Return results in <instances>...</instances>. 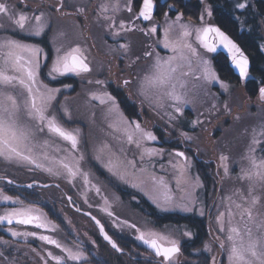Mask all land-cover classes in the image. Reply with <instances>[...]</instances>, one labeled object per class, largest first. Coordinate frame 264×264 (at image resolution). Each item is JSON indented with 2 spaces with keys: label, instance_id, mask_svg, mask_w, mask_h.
<instances>
[{
  "label": "rangeland",
  "instance_id": "rangeland-1",
  "mask_svg": "<svg viewBox=\"0 0 264 264\" xmlns=\"http://www.w3.org/2000/svg\"><path fill=\"white\" fill-rule=\"evenodd\" d=\"M105 2L110 3L111 0H64V6L60 12H57L55 6L60 3V0H9V3L16 4L20 11L29 14H32L33 10H36V14L40 11L47 13L51 17V26L39 37L14 33L10 27L7 30L0 29V35L24 39L44 49L40 57L39 81L49 88L59 89L55 94L56 99L52 102L53 107L50 114L54 113L64 127L80 130V150L85 156L82 162L83 170L91 174L92 183L100 187L101 192L97 194L94 189L86 187L80 178L69 183L63 176H52L35 168L30 171V166H22L2 158H0V176L16 183L31 181L54 183L47 187L27 188L35 195L33 201L31 198L19 195V190H13V188L21 186L14 183L8 184L7 180H0V188H3L10 196H19L26 203L36 204L47 214L48 220L59 225L56 233L47 234L55 235L65 247L75 251L79 246L84 251L86 260L70 262V264H159L160 258L136 240L134 229L122 231L113 224L116 218L128 220L142 229L146 221H151L150 227L157 231L171 233L180 246V253L174 258V264H213V258H215V264H228L226 237L229 227L227 210L230 201H225L223 198L231 197L232 200L241 203L238 190L247 195L249 181H241L238 178L241 168L247 167V161L241 160V157L245 154L252 139L253 128L259 132L260 126L264 124V101L259 98V88L264 87V83L257 82L254 92L247 88V82L255 78L250 71L251 61L248 55L250 62L248 77L241 80L224 54L228 66L237 78L232 76L233 78L229 79L227 73L221 74L215 60L219 52L207 53L196 44L193 35V46L197 47L199 56L211 61V67L216 72L219 81L224 82L228 87L225 89L220 86L219 82L208 84L202 79L196 80L188 77L190 103L184 106L182 114L174 113L171 108L167 109L176 116L174 121H170L164 110L154 108L144 101L143 97L137 95L135 81L143 75L151 63V60L144 56L146 50L154 54L158 53L165 58L172 55L162 46H156L155 41L161 38L167 22L175 20L176 14L180 12L177 9H168L167 7L172 4L167 0H156L152 21L137 19L134 23L138 28L143 29L157 24L159 32L156 36H146L138 30L127 33L126 38L119 41V43L129 45L125 53L113 50L117 45L111 36L106 34L105 22L97 19L99 6ZM125 2L126 0H121L122 10L116 15L117 25L120 20H131V17L138 11L139 0L134 3L132 13H128L124 8ZM77 7L83 8L84 12L77 13ZM162 7L166 8L164 14L158 12ZM206 9L208 7L202 10L205 17L204 22L218 25L210 22ZM166 12L168 13L167 18L165 17ZM63 13H70V15ZM108 15H112L111 11ZM189 19L194 25L200 23V19L184 16L182 18L183 22H188ZM261 29L264 38V26ZM58 30L66 33L62 43L66 45L79 43L88 48V58L92 69L90 73L79 76L72 73L54 74L55 78L49 75L56 55L52 36ZM149 45L153 47L149 48ZM193 67H196L195 61ZM195 75H200L199 69L196 70ZM125 79L132 80L133 83L125 86L123 84ZM96 80H103L105 84L96 85ZM58 81L65 83L54 85L59 83ZM89 81L92 83L90 84ZM98 91H108L116 96L121 111L129 120H137L143 128L156 134L157 139L149 142L147 146L163 148L164 153L153 157L151 161H141L140 150L135 145L116 140L108 126L110 121L105 118L103 106L98 101L89 100V94ZM64 109L68 110L70 118L64 115ZM194 120H199L200 123L193 125ZM181 133H187L191 139H185ZM43 138H46V134L45 137H41ZM259 139L264 140V136ZM55 143L61 144L62 147L67 146L59 140ZM104 145L108 148L105 149L102 160H97L95 158L98 154L97 149ZM174 151H182L192 159L189 176L192 178L199 176L202 183V187H198L193 193L196 203L191 205L193 207L191 212L157 208L149 196L144 194V191L132 186L137 182L136 179L132 178L125 183L111 175L104 167L109 153H114L121 160H133L137 170L142 167L147 168L148 173L163 177L171 189V195L179 201L180 197L185 195L182 189L186 188V185L177 186V171L172 167V163H175L177 158L170 155ZM221 154L229 157L226 161L229 170L227 175L220 166ZM256 156L264 157V152L258 150ZM137 175H140L139 172ZM143 187L149 190L150 182ZM11 191L16 193L13 194ZM125 191H129L128 196L127 193H121ZM135 193L144 198H137ZM253 194L260 198L259 203L253 209L254 219L258 222L264 218V189L257 188ZM105 198L111 205L112 217L101 211L105 206ZM142 200L144 203L141 202ZM74 204L81 209L91 210L100 219L102 218L101 222L104 223L106 232L118 242L120 252L104 241L96 223L85 214L75 210ZM11 206V202L5 204L0 201V212L5 207ZM148 207H153L155 210L148 212L150 210ZM201 210H203V215L200 214ZM232 211L234 213L232 224L239 226L240 217L236 214L237 210L234 206ZM220 212H225L224 232L219 231V225L216 222V216ZM159 218L160 221H158ZM9 227H14L19 231L25 228L35 230L32 226L15 224L10 226L6 222L0 223V264H45V260L47 264H55L47 258L46 249L53 251L56 255H63L60 249H56L53 245H45L38 239L23 236L12 237L7 231ZM253 231H256L254 226ZM184 232H190L191 236L183 235ZM221 241L225 242L224 249L220 247ZM41 256L45 257V260H42Z\"/></svg>",
  "mask_w": 264,
  "mask_h": 264
},
{
  "label": "snow or ice",
  "instance_id": "snow-or-ice-1",
  "mask_svg": "<svg viewBox=\"0 0 264 264\" xmlns=\"http://www.w3.org/2000/svg\"><path fill=\"white\" fill-rule=\"evenodd\" d=\"M136 0H126L124 8L128 13L133 12V5ZM156 0H139L138 11L131 17V20H120L116 24V15L121 12V0H111L99 6L97 19L105 22L106 34L111 36L117 47L114 51L127 52L129 45L119 43L126 38V34L138 30L146 36H156L159 32V26L152 24L147 29L138 28L135 20L151 22L154 15ZM64 6V0L55 6L57 12ZM238 8H244V3L237 4ZM169 9H174L169 5ZM111 11L112 15H108ZM210 17L212 12L206 9ZM77 13H83L84 9L76 8ZM70 15V13H63ZM168 17V13H165ZM183 13H177L175 20L167 22L163 29L160 39L155 41L156 46H162L169 50L172 55L161 57L158 53L146 50L144 56L151 60L143 75L139 76L136 83L137 95L143 97L149 105L156 109L164 110L165 115L170 121H174L176 116L167 109H173L174 113H183L185 105L190 103L188 99V77L196 80H203L208 84L219 82L222 88L227 89V85L219 81L216 72L211 67V61L199 56L197 47L193 46L192 37L194 35L196 44L206 50L207 53L227 54V59L238 70L241 80L249 75L248 57L241 51L240 47L225 32L211 23L204 22L203 13L200 16L199 25H194L189 19L183 22ZM51 17L40 11L32 14L17 9V5L9 3V0H0V29L7 30L9 27L12 32H19L26 36L39 37L45 33V30L51 26ZM66 33L56 31L53 33L55 58L52 61L49 75L55 78V75H65L68 73L77 76L90 73V61L88 58V48L85 45L65 44ZM149 48L153 45H149ZM44 49L38 44L28 43L24 39H17L9 35H0V158L5 161L15 162L22 166H30L40 169L49 175L56 177H65L69 183H73L77 178L83 180L86 187L94 189L97 194L101 192L100 187L93 184L88 171H84L82 162L85 159L80 150L81 138L80 130L68 129L59 121L57 116L50 111L53 107L52 102L56 99L55 94L59 89L49 88L46 84L39 81V71L41 67V54ZM139 59V58H138ZM194 61L196 67L194 68ZM199 69L200 75H195ZM91 84L92 81H89ZM133 81L125 79L123 84L128 86ZM96 85H103L105 81L96 80ZM69 87V85H65ZM259 98L264 101V87L259 88ZM90 101H98L105 110V118L109 120V128L114 134V138L128 145H135L140 150L141 161H151L153 157L160 156L165 149L147 146L149 142L155 141L157 136L152 131H148L141 126L137 120H129L121 111L120 103L117 97L108 91L91 92ZM143 102V101H142ZM214 107V106H213ZM64 115L69 116L68 110L64 109ZM70 118V116H69ZM193 125L200 123L199 120L192 121ZM247 131V130H245ZM46 138L41 139V137ZM185 139H191L187 133H181ZM264 136V124L260 126L259 132L253 128L252 139L245 154L241 160L247 161V167L240 170L239 179L249 181L247 195L238 190L241 203L232 200L231 197H224L225 201H230L227 210L229 227L227 229L228 242V264H264V218L258 222L253 216V209L259 203V197L253 193L257 188L264 189V157L258 158L256 152H264V140L259 137ZM59 140L67 146L55 143ZM104 145L97 149V160H102L105 149ZM63 153V155H60ZM177 159L172 163L176 169L177 186L186 185L182 189L185 195L177 201L171 195V189L163 177H157L148 173L147 168L137 170L135 161L121 160L114 153H109L104 167L117 179L127 183L134 178L137 182L133 187H138L149 199L162 210L179 209L184 212L193 211L191 205L196 203L193 195L198 187H202L199 176L192 178L189 171L192 167V159L182 151H174ZM220 166L223 167L225 174H228L226 161L228 156L221 154ZM139 172L140 175H137ZM6 177L0 176V180ZM150 182V189L145 190L143 185ZM8 184L14 181L8 180ZM35 182L28 184L27 188H32ZM47 187V185H44ZM71 199V198H69ZM0 201L11 207H5L0 212V223L8 225L32 226L35 230L25 228L19 231L14 227H9L7 231L12 237H32L43 242L45 245H53L60 249L63 255H56L53 251L46 249L47 258L54 261L55 264H70V262H82L86 260L83 250L77 246V250L65 247L55 235L47 233H56L59 225L48 220L47 214L43 212L36 204L26 203L19 196H10L0 188ZM247 205V206H245ZM235 207L240 217V225H233L234 213L232 207ZM111 205L105 198V206L101 211L107 213L109 217L113 216L110 210ZM79 211V209H77ZM203 215V210L200 211ZM225 212H220L216 216V222L219 225V231L224 232ZM92 219L99 226L100 233L104 239L117 251H121L117 243L105 232V227L96 220ZM151 221H146L143 229L135 223L128 220H113V224L124 229H134L136 240L140 241L147 249L151 250L156 257L160 258L159 264H174V258L180 253L179 242L173 238L171 233L157 231L150 227ZM255 227V232L253 231ZM43 230V231H40ZM183 235L191 236L190 232H184ZM7 243V241H4ZM220 247L224 249L225 242H220ZM207 249V245H205ZM32 251H36L32 249ZM39 255V253H38ZM42 260L45 257L41 256ZM47 264V260H45ZM215 264V258H213Z\"/></svg>",
  "mask_w": 264,
  "mask_h": 264
},
{
  "label": "trees",
  "instance_id": "trees-1",
  "mask_svg": "<svg viewBox=\"0 0 264 264\" xmlns=\"http://www.w3.org/2000/svg\"><path fill=\"white\" fill-rule=\"evenodd\" d=\"M167 1L174 6V10L177 9L178 12H182L184 17L196 20L200 18L202 10L208 7V10L212 12V15L208 18L210 22L217 23L230 34L250 58V71L256 79L253 78V80L248 81L247 88L250 89L251 92H254L256 91L255 88H257V82L264 83V38L261 29L264 26V0ZM239 3H244L245 7L238 8L237 4ZM167 8L169 9V6ZM165 10L166 8L162 7L159 8L158 12L164 14ZM215 60L217 61L218 69L221 74L227 73V78L229 79H231L232 76L237 78L232 69L228 66V61L223 54L219 53L218 56L215 57ZM13 190H19V195L25 198H31L32 201L35 198L33 191H30V189L14 187ZM11 193L14 194L16 192L11 191ZM121 193L124 194V192ZM141 202L144 203V200ZM148 208L150 209L148 212H153L155 210L153 207ZM161 218L164 219V217ZM158 221H160V218Z\"/></svg>",
  "mask_w": 264,
  "mask_h": 264
},
{
  "label": "water",
  "instance_id": "water-1",
  "mask_svg": "<svg viewBox=\"0 0 264 264\" xmlns=\"http://www.w3.org/2000/svg\"><path fill=\"white\" fill-rule=\"evenodd\" d=\"M213 25H215V26H217V27H219L218 25H216V24H213ZM220 28V27H219ZM221 29V31H223V32H225L222 28H220ZM225 34L226 35H228L239 47H240V49H241V51H243V53L247 56V54L245 53V51L242 49V47L238 44V42L233 38V37H231L227 32H225ZM224 55L227 57V54L226 53H224ZM248 57V56H247ZM248 60H249V58H248ZM229 63L231 64V62H230V60H229ZM249 65H250V62H249ZM231 66H233L232 64H231ZM233 68H234V70H235V72H237L238 73V70H236L235 69V67L233 66ZM239 74V73H238ZM5 180H10V179H8V178H6ZM33 182H35V184H34V186H44V185H49V184H51V182H47V183H42V182H39V181H31V182H27V183H16V182H14V184H16V185H18V186H21V187H26L27 188V185L28 184H32ZM75 210H77V209H79V212H80V208L79 207H73ZM78 211V210H77ZM81 211H83V210H81ZM84 212V214H86L87 216H89V217H93L94 215H92L89 211H83ZM95 217V216H94ZM96 220H99L97 217H96ZM94 221V220H93ZM100 221V220H99ZM95 222V221H94ZM96 223V222H95ZM100 223L102 224V222L100 221ZM97 225V224H96ZM103 225V224H102ZM98 226V225H97ZM98 230H99V226H98ZM100 231V230H99ZM105 232H106V230H105ZM107 233V232H106ZM101 234V233H100ZM108 234V233H107ZM109 235V234H108ZM101 236H102V238L104 239V237H103V235L101 234ZM110 236V235H109ZM111 237V236H110ZM105 240V239H104ZM113 240V239H112ZM106 241V240H105ZM108 242V241H107ZM109 243V242H108ZM109 245L111 246V244L109 243ZM112 247V246H111ZM113 248V247H112ZM118 252H120V251H118Z\"/></svg>",
  "mask_w": 264,
  "mask_h": 264
},
{
  "label": "bare ground",
  "instance_id": "bare-ground-1",
  "mask_svg": "<svg viewBox=\"0 0 264 264\" xmlns=\"http://www.w3.org/2000/svg\"><path fill=\"white\" fill-rule=\"evenodd\" d=\"M127 190V189H126ZM124 193H127V196L129 195V191H125ZM135 196H137V197H139V195L140 194H138L137 195V193H135L134 194ZM81 209V208H80ZM81 210H83V211H89L92 215H94L95 217H97L91 210H88V209H81ZM80 210V213H82V214H84V212L83 211H81ZM86 215V214H85ZM87 216V215H86ZM87 217H89V216H87ZM92 221H93V219L91 218V217H89ZM94 222V221H93ZM100 233V232H99ZM108 233V232H107ZM109 234V233H108ZM110 236H111V238L116 242V243H118L113 237H112V235L111 234H109ZM105 241V240H104ZM107 242V241H106ZM108 243V242H107ZM141 243V242H140ZM109 244V243H108ZM142 244V243H141ZM118 245V244H117ZM139 244H137V246H138ZM143 245V244H142ZM139 246H141V245H139ZM118 252V251H117Z\"/></svg>",
  "mask_w": 264,
  "mask_h": 264
},
{
  "label": "flooded vegetation",
  "instance_id": "flooded-vegetation-1",
  "mask_svg": "<svg viewBox=\"0 0 264 264\" xmlns=\"http://www.w3.org/2000/svg\"><path fill=\"white\" fill-rule=\"evenodd\" d=\"M59 81H61V80H59ZM58 81V82H59ZM62 83H65V82H59V83H55L54 85H56V84H58V85H61ZM63 85V84H62ZM154 135H156L155 133H154ZM137 197V196H136ZM137 198H141V199H143L144 197L142 196V195H139V197H137ZM74 206H77L78 207V205L77 204H74ZM178 214V212L176 213V215ZM96 215V214H95ZM97 216V215H96ZM98 217V216H97ZM99 218V217H98ZM100 219V218H99ZM101 221H103L102 220V218H101ZM103 223V222H102ZM104 224V223H103Z\"/></svg>",
  "mask_w": 264,
  "mask_h": 264
}]
</instances>
